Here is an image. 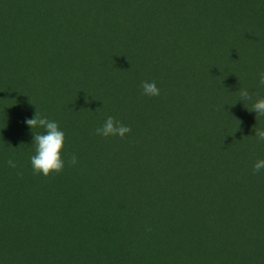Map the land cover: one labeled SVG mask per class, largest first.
Segmentation results:
<instances>
[{"label": "trees", "instance_id": "1", "mask_svg": "<svg viewBox=\"0 0 264 264\" xmlns=\"http://www.w3.org/2000/svg\"><path fill=\"white\" fill-rule=\"evenodd\" d=\"M250 1L0 0V113L18 119L0 135L21 162L0 178L32 167L34 133L25 121L38 110L65 133V166L32 186L64 198L69 213L80 205L74 195L100 183L128 196L132 186L151 184L155 198L183 204L176 218L194 214L203 224L183 240L201 252L189 262L215 252L217 264H264V169L253 174L264 160L255 136L264 115L249 110L264 99V27L250 28ZM256 1L253 20L261 22L264 0ZM145 80L155 81L158 96L143 94ZM240 88L252 100L242 101ZM108 116L131 132L97 136ZM205 118L216 128L197 136ZM38 244L18 245L12 264H27Z\"/></svg>", "mask_w": 264, "mask_h": 264}, {"label": "rangeland", "instance_id": "2", "mask_svg": "<svg viewBox=\"0 0 264 264\" xmlns=\"http://www.w3.org/2000/svg\"><path fill=\"white\" fill-rule=\"evenodd\" d=\"M245 3L250 10V28L264 27V21L253 20L259 12L257 1ZM16 120L18 123L14 116L0 113V129L13 128ZM206 120L198 123L197 136L214 132L216 127ZM21 129L24 125H19L17 131ZM6 135H0L2 171L13 169L7 163L9 159L16 164L20 161L14 149L8 148ZM4 150L9 153L6 158ZM24 169L20 177L15 173L8 177V182L0 178V264H12L22 251L17 246L24 248L25 242L35 239L39 240L38 246L30 248L23 259L27 264H193L188 257L201 253L193 252L190 242L183 240L188 233H198L203 224L194 214L176 218L183 204L171 198H155L157 189L151 184L132 186L128 196L123 189L100 183L83 191L78 200L73 194L72 204L80 205H73L69 213L64 198L55 199L44 185L32 186L31 179L43 175H34L32 167ZM28 181L31 183L26 187ZM41 200L45 203L40 204ZM37 206L43 207L41 215L29 216L28 211ZM221 244L219 238L217 245ZM204 258L202 264L221 261L215 252Z\"/></svg>", "mask_w": 264, "mask_h": 264}, {"label": "clouds", "instance_id": "3", "mask_svg": "<svg viewBox=\"0 0 264 264\" xmlns=\"http://www.w3.org/2000/svg\"><path fill=\"white\" fill-rule=\"evenodd\" d=\"M130 61V60H129ZM260 85L264 86V72L260 73ZM141 87L143 94L147 96H158L160 89L155 81H142ZM240 98L242 101L252 100V95L246 88H240ZM250 111H254L257 116L264 115V99H258L253 103ZM256 116V117H257ZM25 123L33 130L35 155L31 157V166L34 175H43L51 177L59 174L64 170L65 162L62 158V150L65 147V133L60 129L57 122L42 117L38 110L34 118L26 119ZM37 128H43L44 133L35 131ZM131 132V128L123 124L121 121L112 116H108L101 127L95 130L97 136L105 138L116 137L124 138L127 133ZM255 136L259 141L264 142V130L256 129ZM9 167L15 169L17 164L13 159L8 160ZM70 163L75 165L77 158L75 155L71 157ZM264 169V160H258L253 166V174L259 173ZM22 175V173H20ZM148 231H151L149 228Z\"/></svg>", "mask_w": 264, "mask_h": 264}]
</instances>
